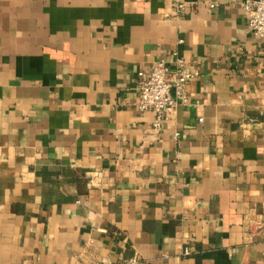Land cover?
Listing matches in <instances>:
<instances>
[{
	"label": "crops",
	"instance_id": "obj_1",
	"mask_svg": "<svg viewBox=\"0 0 264 264\" xmlns=\"http://www.w3.org/2000/svg\"><path fill=\"white\" fill-rule=\"evenodd\" d=\"M243 1L0 0V264H264ZM173 51L199 74L154 128L138 74Z\"/></svg>",
	"mask_w": 264,
	"mask_h": 264
},
{
	"label": "built area",
	"instance_id": "obj_2",
	"mask_svg": "<svg viewBox=\"0 0 264 264\" xmlns=\"http://www.w3.org/2000/svg\"><path fill=\"white\" fill-rule=\"evenodd\" d=\"M243 7L247 15L248 31L264 43V0H244ZM199 71L187 65L185 59L177 51L167 58L158 59L149 73L138 74L139 111L153 114V127L161 128L163 122L188 99V83L196 78ZM188 254V250L184 251ZM93 264H113L102 259Z\"/></svg>",
	"mask_w": 264,
	"mask_h": 264
}]
</instances>
